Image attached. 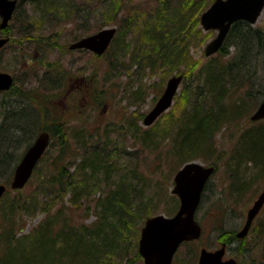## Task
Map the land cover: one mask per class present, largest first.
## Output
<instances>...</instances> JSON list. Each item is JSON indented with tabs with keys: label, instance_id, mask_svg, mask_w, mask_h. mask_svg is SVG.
I'll list each match as a JSON object with an SVG mask.
<instances>
[{
	"label": "rangeland",
	"instance_id": "1",
	"mask_svg": "<svg viewBox=\"0 0 264 264\" xmlns=\"http://www.w3.org/2000/svg\"><path fill=\"white\" fill-rule=\"evenodd\" d=\"M48 1V4L40 7L39 4L37 7V0H22L16 10L17 14L13 15L8 24L9 29L0 33V37L9 38V42L0 48V71L18 78L25 88L38 89L31 90V97L36 105L46 107L49 113L47 123L50 124L52 120L58 123L66 122L65 127L63 126L65 136L62 137V141H59L58 137L53 141L51 139L47 155L36 165L33 177L22 189H18L20 191L12 192L11 196L13 194L20 196L18 193L24 196L31 195L38 190L41 194L40 205L46 202L50 204L51 196L44 195L47 188H39V185L48 186V180L56 177L62 167L71 174L85 152L97 150L103 158L97 166L102 167L94 176L89 177L91 180L87 188L89 193L79 199L82 204L80 203L79 209L73 211L74 223L92 225L96 220L97 198L101 194L105 195L125 178L127 182L124 183L131 186L130 190L128 189L130 199L137 204H145L148 201L150 203L148 208L142 206L143 219L136 224L139 228V238L142 221L146 220V215L172 216L179 207V201L171 190L173 177L183 163L182 158L174 156L170 142L178 117L181 115V110L179 111L181 93L188 87L195 92L199 85H196L194 80L190 81L192 77L189 75L190 68L179 67L177 69L179 73L160 72L155 70V66H151V63L155 62V51L147 49L148 47L139 49L141 42L138 38V28L142 27L141 32L146 27L155 29V35L158 32L155 27L157 21L152 22L155 18L157 0ZM117 4L119 8L115 15L114 9ZM67 12L69 14H66ZM263 25L264 16L261 14L252 27ZM127 26H130L129 33H125L129 31ZM105 27H114L117 33L102 57H95L90 52L69 49V45L77 39ZM202 32L206 33L205 37L193 40L191 45L193 47L190 50L192 58L199 65L205 61L206 44L216 35L215 31L208 32L202 29ZM118 34L120 38L117 40ZM29 35L36 39L50 38L48 41L51 48L46 53L44 51V57L43 53L34 50V43L27 41L25 36ZM41 62L49 63V67H52L47 71V75L53 78L55 83L59 81L56 86L54 85L55 89L60 88L57 92L46 91L45 86H38L39 79L40 81L44 79L43 74L46 71ZM59 68L63 71L60 79ZM258 73L256 79L254 77L251 81L256 83L255 88L264 80V65ZM173 75H182V80L171 107L151 125L144 126L142 119L153 107L162 94L167 80ZM41 82H46V79ZM70 84L77 89L69 96L72 102L76 98L74 107L57 101L59 97L55 96L60 93L63 96ZM2 100L0 96V103ZM254 110L252 108L246 117L239 116L238 119L233 117L224 121L213 134L211 148L202 154L204 156L192 160L204 166L213 165L215 170L206 183L207 187L195 215L202 228V235L197 241L181 245L172 264H197L198 253L202 247L218 248L219 242H222L229 231L241 229L246 211L264 188V173L259 175L257 169L251 170L245 179L243 178L256 179L251 189L235 191L233 187L235 181L232 177V167L237 165L235 150L238 136L246 127L259 123L264 125V120L260 122L249 120ZM136 129L149 130L151 140L145 142L142 136L137 137ZM78 136H84L88 140V146L83 148ZM55 158H58L57 162L54 161ZM53 162L56 163V168L51 166ZM3 178H0V181L3 182ZM7 188L9 189V185ZM69 197V194L64 196L56 208L60 206L69 208ZM44 218L45 213L40 211L31 216L20 215L17 227H24L23 233H28ZM263 218L264 207L253 221L243 244L235 247L236 243H232L233 248L228 247L229 256H235L243 264H256L254 261L261 254L259 252L247 254L243 253V250H251L252 245L255 246L257 241L264 239ZM228 237L226 236V239ZM133 261L131 264H143L142 259Z\"/></svg>",
	"mask_w": 264,
	"mask_h": 264
},
{
	"label": "trees",
	"instance_id": "2",
	"mask_svg": "<svg viewBox=\"0 0 264 264\" xmlns=\"http://www.w3.org/2000/svg\"><path fill=\"white\" fill-rule=\"evenodd\" d=\"M213 1L157 0L155 18L152 20L153 23L157 21V34L155 35V29L151 30L149 27L142 32V27L138 28V38L141 42L139 49L148 47L147 49L155 51V62L151 63L155 70L179 73V67H188L189 75L193 77L190 81L194 80L196 85H199L195 92L188 87L181 93V115L170 142L174 156L182 158L183 164L195 160L211 148L213 134L224 121L233 117H246L252 108H257L263 97L264 80L258 88H255L256 83L251 81L254 77L256 79L259 69L264 65V25L252 27L244 21H237L231 25L216 54L205 57V61L200 65L192 58V41L200 40L206 34L199 27V16ZM21 3L22 0L18 2L15 12ZM37 3V7L39 4L40 7L49 1L37 0ZM118 8L117 4L114 14ZM15 12L13 15L17 14ZM262 15L264 16V9ZM129 27L127 26L129 31L125 33L130 32ZM8 29L9 26L0 30V33ZM117 37L118 40L119 34ZM25 38L34 43V50L43 53V57L44 51L46 53L51 48L48 41L50 38L36 39L31 35ZM103 55L93 54L98 58ZM41 64L46 68L43 74L46 82L39 79L38 86H45L46 91H54V85L56 86L58 81L55 83L53 78L47 75V71L52 67L46 62ZM58 71L59 75H62L60 68ZM49 85H52L51 88L47 87ZM32 89L23 88V83L14 77L12 87L0 93L3 99L0 103V178L4 177L0 184L6 187L16 164L38 133L46 131L50 135L48 147L40 161L47 155L51 139L53 141L58 137L57 139L62 141L65 136L63 129L66 122L58 123L52 120L50 124L47 123L49 113L45 106L36 105L30 94ZM135 132V135L142 136L145 142L151 140L149 130L136 129ZM79 138L83 148L88 146V140L84 136ZM63 145L64 143L60 148ZM102 159L97 150L85 152L74 167L73 174H69L62 167L56 177L48 180V186L40 184L39 188H47L44 195L51 196L50 204L46 202L40 205L41 194L38 190V193L34 191L31 195L18 193L20 196H11L12 192L20 190L11 191L6 188L0 198V264H131V261L137 262L141 259L137 250L139 228L136 224L143 219L142 206L148 208L150 203L148 201L145 204H137L132 201L129 195L131 186L124 183L127 182L125 178L105 195H98L95 204L96 220L92 225L74 223L73 211L81 207L79 199L89 193V177L94 176L102 167L97 166ZM57 160L58 158H55L54 161ZM55 162L51 163V166L56 168ZM235 162L237 165L232 167L234 190L251 189L256 179L244 180L248 172L257 169L259 175L264 173L263 123L246 127L240 133ZM206 187L205 185L204 190ZM67 194L70 195V207L56 208ZM38 211L45 213V218L30 232L23 233L24 227H17L19 216H31ZM148 217L146 215L145 219ZM143 222L144 220L142 225ZM262 222L264 226V218ZM236 232L237 230L229 231L226 235L229 237L226 239L224 236L222 242L229 246L236 243L235 247L243 244V239L236 240L234 237ZM251 248L242 252H259L261 256L254 262L264 264V239L257 241Z\"/></svg>",
	"mask_w": 264,
	"mask_h": 264
},
{
	"label": "water",
	"instance_id": "3",
	"mask_svg": "<svg viewBox=\"0 0 264 264\" xmlns=\"http://www.w3.org/2000/svg\"><path fill=\"white\" fill-rule=\"evenodd\" d=\"M17 2L18 0H0V30L7 28ZM263 9L264 0H214L199 17L200 27L204 31H217L216 36L205 46L204 55L209 57L217 53L233 23L245 21L253 25L261 16ZM115 33L114 27L102 28L78 39L69 46V49H85L96 55H102L112 42ZM7 41V37H0V48ZM181 80V75H173L167 80L162 94L142 119L144 126L151 125L171 107ZM11 85V75L0 71V92L8 90ZM249 120L252 122L264 120V93ZM49 140L48 132L43 131L37 134L13 170L9 182L10 190L22 189L27 184L46 151ZM214 170L213 166H204L196 161H190L183 164L175 173L171 192L177 197L179 207L172 216L155 215L144 221L138 239V254L143 264H171L175 252L183 242L199 239L201 227L195 220V212L204 186ZM6 190V186L0 184V198ZM263 204L264 188L246 211L243 226L235 233L237 239H243L247 235ZM224 251V244L215 251L203 248L199 252L198 264H237L234 259L222 261Z\"/></svg>",
	"mask_w": 264,
	"mask_h": 264
},
{
	"label": "flooded vegetation",
	"instance_id": "4",
	"mask_svg": "<svg viewBox=\"0 0 264 264\" xmlns=\"http://www.w3.org/2000/svg\"><path fill=\"white\" fill-rule=\"evenodd\" d=\"M15 12V11H14ZM14 12H13V14H14ZM12 17H13V15H12ZM12 17H11V19H12ZM10 19V20H11ZM247 23V22H246ZM248 24V23H247ZM8 38V37H7ZM80 39V38H79ZM78 40V39H77ZM76 40V41H77ZM7 42H9V38H8V41ZM75 42V41H74ZM73 42V43H74ZM72 44V43H71ZM70 44V45H71ZM69 45V46H70ZM70 50H81V51H85V52H90V51H88V50H85V49H70ZM91 53V52H90ZM70 78V77H69ZM73 78V76H71V79ZM58 79H60V75H59V77H58ZM57 79V80H58ZM59 82V81H58ZM58 82H57V84H58ZM13 83H14V77H12V85H13ZM12 85L10 86V88L12 87ZM23 88H25V87H23ZM26 89H30V87H26ZM60 89V88H59ZM59 89H54V92H57V90H59ZM56 90V91H55ZM73 90V91H72ZM74 90H77L76 88H74L73 87V85H69L68 87H67V89H66V92L64 93V95L62 96L61 95V93L59 94V95H55V96H58L59 98H58V100L57 101H63V103L65 104V105H67V106H69V107H74V105H75V101H76V98H74V101L72 102L71 101V99L72 98H69V96L74 92ZM50 101H51V99H50ZM49 101V103H51ZM57 105V104H56ZM34 141V140H33ZM264 207V204H263V206H262V208ZM262 208L259 210V212H258V214L260 213V211L262 210ZM257 214V215H258ZM251 229V228H250ZM235 237V236H234ZM236 240H238L237 238H236ZM191 242H194V241H191ZM189 243V242H188ZM187 244V243H186ZM219 244H220V246L218 247V248H213V249H207V248H205V247H202L201 249H206V250H208V251H215V250H217V249H219L223 244L225 245V251H224V254H223V256H222V261H225V260H228V259H234L235 261H236V263L237 264H240V262L238 261V259H236V257L235 256H233V255H231V256H229V254H228V252H227V249H228V247H231V246H229V244L227 245L225 242H219ZM184 245V244H183ZM200 249V250H201ZM200 250H199V252H200ZM198 256H199V254H198ZM173 260H174V258H173ZM172 263H173V261H172ZM197 264H198V258H197Z\"/></svg>",
	"mask_w": 264,
	"mask_h": 264
},
{
	"label": "bare ground",
	"instance_id": "5",
	"mask_svg": "<svg viewBox=\"0 0 264 264\" xmlns=\"http://www.w3.org/2000/svg\"><path fill=\"white\" fill-rule=\"evenodd\" d=\"M263 93H264V91H263Z\"/></svg>",
	"mask_w": 264,
	"mask_h": 264
}]
</instances>
